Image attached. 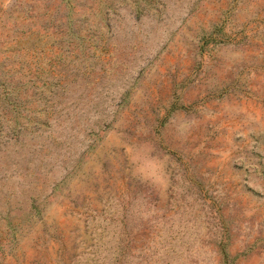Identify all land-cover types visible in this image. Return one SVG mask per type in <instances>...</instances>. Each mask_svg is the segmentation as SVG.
Listing matches in <instances>:
<instances>
[{"label": "rangeland", "instance_id": "374dc122", "mask_svg": "<svg viewBox=\"0 0 264 264\" xmlns=\"http://www.w3.org/2000/svg\"><path fill=\"white\" fill-rule=\"evenodd\" d=\"M0 264H264V0H0Z\"/></svg>", "mask_w": 264, "mask_h": 264}]
</instances>
